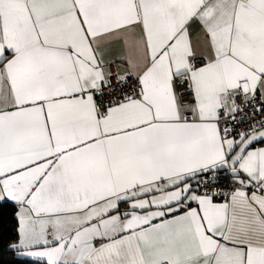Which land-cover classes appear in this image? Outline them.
Segmentation results:
<instances>
[{"label": "snow or ice", "instance_id": "6c2138e0", "mask_svg": "<svg viewBox=\"0 0 264 264\" xmlns=\"http://www.w3.org/2000/svg\"><path fill=\"white\" fill-rule=\"evenodd\" d=\"M8 202L45 264H264V0H0Z\"/></svg>", "mask_w": 264, "mask_h": 264}, {"label": "trees", "instance_id": "16d2710c", "mask_svg": "<svg viewBox=\"0 0 264 264\" xmlns=\"http://www.w3.org/2000/svg\"><path fill=\"white\" fill-rule=\"evenodd\" d=\"M16 207L12 202L0 205V264H45L18 256L8 249V244L18 239L16 234Z\"/></svg>", "mask_w": 264, "mask_h": 264}, {"label": "crops", "instance_id": "0c3cea01", "mask_svg": "<svg viewBox=\"0 0 264 264\" xmlns=\"http://www.w3.org/2000/svg\"><path fill=\"white\" fill-rule=\"evenodd\" d=\"M126 54L127 53L125 52V50H124V48L122 47L121 44H114L111 47L110 51H109V58H112L114 56H119L121 58V60H123V57ZM127 67H128V65L126 63H121L120 64V68H121L122 71L125 70ZM217 202H223V199L217 198ZM193 206H195V205H193ZM24 258L30 259L32 261L44 262L45 263V261H43L41 259H38V258H32V257H24Z\"/></svg>", "mask_w": 264, "mask_h": 264}, {"label": "built area", "instance_id": "2783aa9c", "mask_svg": "<svg viewBox=\"0 0 264 264\" xmlns=\"http://www.w3.org/2000/svg\"><path fill=\"white\" fill-rule=\"evenodd\" d=\"M237 102L240 103L239 100H238ZM245 112H248V109H247V108H245ZM256 119L258 120V119H260V117L257 116ZM252 122H253V121H251V120L249 119V120H247L246 122L237 125L236 127H237L238 130H243V129H246V128L248 127V124H249V123H252ZM227 187H228V185H227V181H226V182H225V190L227 189ZM218 198L223 199L222 197H218Z\"/></svg>", "mask_w": 264, "mask_h": 264}]
</instances>
